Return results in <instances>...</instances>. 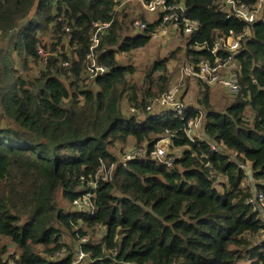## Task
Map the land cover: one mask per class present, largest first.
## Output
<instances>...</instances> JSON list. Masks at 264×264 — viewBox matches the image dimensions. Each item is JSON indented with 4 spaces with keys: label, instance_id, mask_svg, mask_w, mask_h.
<instances>
[{
    "label": "trees",
    "instance_id": "trees-1",
    "mask_svg": "<svg viewBox=\"0 0 264 264\" xmlns=\"http://www.w3.org/2000/svg\"><path fill=\"white\" fill-rule=\"evenodd\" d=\"M168 1H184L188 17L201 23L200 34L189 38L192 64L214 59L193 46L213 48L220 37L249 28L236 56L241 90L235 101L218 111L209 88L204 92V141L191 142L186 122L171 111L147 109L150 99L170 90L167 64L174 55L156 60L142 86L131 80L135 67L119 60L146 48L157 22L133 31L116 0H0V37L10 45L8 51L0 46V240L17 247L19 257L9 258L17 264H73L76 251L66 236L86 235L76 229L80 221L106 229L100 243L81 245L89 264H264V12L247 26L224 13L221 0ZM98 22L112 24L97 49L108 72L93 90L82 74ZM50 27L54 47L67 40L76 47L73 57L63 47L39 77L26 80L15 67L28 70L29 58L40 59L38 35ZM65 61L73 73L69 86L62 80ZM167 134L173 146L186 148L171 166L150 158L119 162L112 153L129 140L151 153ZM97 175L94 214L62 206H73ZM250 178L256 194L245 184Z\"/></svg>",
    "mask_w": 264,
    "mask_h": 264
},
{
    "label": "built area",
    "instance_id": "built-area-1",
    "mask_svg": "<svg viewBox=\"0 0 264 264\" xmlns=\"http://www.w3.org/2000/svg\"><path fill=\"white\" fill-rule=\"evenodd\" d=\"M142 3L147 13L157 17L156 22L158 26L152 35L153 39H158L159 37L170 38L172 32L180 33L190 39L200 34L201 23L188 17V10L184 1L171 4L168 0H151L148 3L142 0ZM220 4L224 13L229 17H234L244 22L247 26L258 21L264 12V0H259L256 3H250L245 0H221ZM111 24L112 22H98L94 25V33L90 39L89 52L86 55L85 76L82 79L85 87H90L99 77L108 72L106 67L97 62V49L100 46L102 36L106 33ZM147 27L148 24L143 19L134 22V28L139 33L145 32ZM70 32V28L66 27L64 29V33L70 34ZM249 35L250 32L248 28L245 35H237L231 32L229 36L220 37L213 48H210L208 45L202 47L193 46L196 50L202 49L211 52L214 56L213 61H201L197 64L191 63L192 66L183 67L178 85L170 89L160 98L154 100L150 99L147 109L149 111L159 109L171 111L177 118H181L186 122L185 134L191 142L204 141V114L196 107L193 108L184 103L182 96L184 81L185 79L201 81L208 87H220L232 95H237L241 90L239 82L241 69L236 60V56L242 50V41L246 37H249ZM67 38L70 39V37ZM61 44L62 43H59L57 46ZM52 46L53 45L50 47ZM63 47H65V52L68 53V57L76 50V47H74V50L70 48L67 40H65ZM37 53L47 65L50 59L60 55L61 47H58L55 51H51L45 44L39 43ZM62 65L67 70V75L70 76L72 74L70 71L71 61H65ZM191 113H197V115L192 116L190 115ZM201 129H203V134L198 135ZM165 142H172V138L168 134L157 143L155 149L151 153L147 152L146 146H142L137 148V150L130 151L123 161L126 163L138 159L150 158L159 164L163 163L171 166L173 159H169L170 161L166 160L167 150L165 148ZM111 170H113V167ZM95 179L96 180H90L87 185L90 187V190L74 201L75 209L86 215H92L96 210L95 200L97 196L98 175ZM263 208L264 196L260 194L259 210L262 214V220H264ZM84 257H88V255L81 248L78 258L74 260L73 264H79L80 260ZM5 263L17 264V261L9 259L5 261L4 264Z\"/></svg>",
    "mask_w": 264,
    "mask_h": 264
},
{
    "label": "rangeland",
    "instance_id": "rangeland-1",
    "mask_svg": "<svg viewBox=\"0 0 264 264\" xmlns=\"http://www.w3.org/2000/svg\"><path fill=\"white\" fill-rule=\"evenodd\" d=\"M116 1L119 2L116 7L117 12L120 14V16H122L125 13L129 15V19L132 22V28L134 27V22L137 20L143 19L147 24L150 23L152 24L157 20L156 16L146 12L142 0H116ZM33 11H35V9H33ZM26 21L27 20L23 21L21 25L25 24ZM133 31H135V28H133ZM38 38L40 42L42 44H45L47 47H49L51 51H54V49L55 48L57 49L58 47H61V51L63 50V45L65 44V40H63L61 45L54 47L57 40L53 36L52 27H50L49 30L46 32H41L38 35ZM188 43H189L188 37L181 35L180 33L172 32L170 38L167 37L164 38L159 37L158 39L152 38L151 42L146 48L138 50L134 52L132 55H127V56L121 55L119 60L124 65L131 64L135 67L137 73L131 77V80L135 84H137V86H142L146 77L147 70L156 60L168 58L171 55H174L175 58L170 59L167 64V70L171 76V81H172L170 85V89H173L178 85L182 68L186 66H192L190 62L191 59L187 57V50L189 49ZM51 45L53 46L50 47ZM0 46H2L3 49L8 51L10 45H8V42H2L0 37ZM12 56L15 62L20 60V56L18 55L17 52H13ZM69 57H73V54L71 53ZM46 67L47 65L41 57L37 62L29 58L28 70H23V68L19 64L15 67V69L17 70V72L21 73L26 80H31L39 77L40 73L44 71ZM54 73H55V69H54ZM84 76L85 74L83 70L82 79L84 78ZM67 77L70 76L68 75L62 76V80L69 86L70 80H68ZM86 88L97 90L95 84ZM207 88H209L211 103L213 107L218 109V111L224 110L225 107L228 106L229 104H232L237 97V95H232L228 91L220 87H207L204 86L202 83H199V81H192L190 79H185L184 87L182 90L184 103L187 106L193 108L196 107L199 110H203L202 105H200V103L204 99L205 96L204 92L207 90ZM124 110L125 112H128L129 110L128 105L124 104ZM246 116L251 119L253 118V114L250 111V109L247 110ZM202 134H203V129L199 131L198 135H202ZM164 144L166 145L165 148L167 150L166 160L173 159L174 161L175 158L182 156L183 151L186 149V148L175 147L173 146L172 142L171 143L165 142ZM137 148L139 147L136 145V142L134 140H129V142L125 145L117 144V146L112 150V153L116 156V158L120 162L124 160L125 156L130 151L135 149L137 150ZM247 171L250 174V167L247 168ZM214 176L215 175H213V177ZM216 179L218 182L226 181V179H224V177L221 176L219 177L217 176ZM245 184L247 186H251L254 191V194H256V183L252 180V178H250V180L247 181ZM61 204L66 209H70L73 212L77 211L74 205L68 206L63 201H61ZM260 217H262V214H260ZM79 228L82 229V231H84V233L86 234L83 238H79L76 240L73 239L70 235L66 236L67 242L76 251L75 259L78 258L82 244H86L89 241L92 243H100L106 234L105 228L103 227L89 228L87 225H84V223L81 221L79 222V225L76 227V229ZM4 247L7 250L6 254L3 253ZM12 255H16V257H19V252L17 247L13 243H11L8 239H1L0 264L1 262H4L7 259H9ZM89 263L90 262L88 257H84L79 262V264H89Z\"/></svg>",
    "mask_w": 264,
    "mask_h": 264
}]
</instances>
